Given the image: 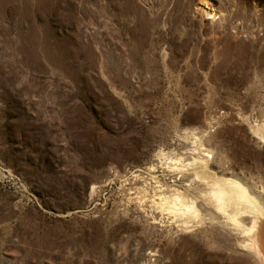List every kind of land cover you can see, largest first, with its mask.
<instances>
[{
  "label": "rangeland",
  "instance_id": "374dc122",
  "mask_svg": "<svg viewBox=\"0 0 264 264\" xmlns=\"http://www.w3.org/2000/svg\"><path fill=\"white\" fill-rule=\"evenodd\" d=\"M257 125L264 0H0V264H255L205 193L264 209Z\"/></svg>",
  "mask_w": 264,
  "mask_h": 264
},
{
  "label": "bare ground",
  "instance_id": "6f19581e",
  "mask_svg": "<svg viewBox=\"0 0 264 264\" xmlns=\"http://www.w3.org/2000/svg\"><path fill=\"white\" fill-rule=\"evenodd\" d=\"M212 12L210 8L207 14ZM254 132L257 136L256 145L264 150L263 127L257 125ZM221 179L212 183L205 193L206 201L218 215L210 217L207 225L215 223L217 235L229 237L233 246L246 253L255 264H264V209L256 207L255 200L233 180ZM163 201L166 203L160 205V209L178 222L183 232L204 231L202 222L197 219L194 203H188L178 194L171 201Z\"/></svg>",
  "mask_w": 264,
  "mask_h": 264
}]
</instances>
